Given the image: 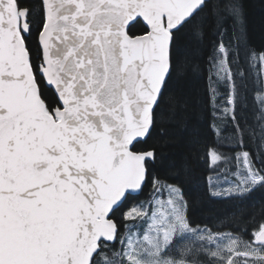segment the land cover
<instances>
[{"label": "snow or ice", "instance_id": "6c2138e0", "mask_svg": "<svg viewBox=\"0 0 264 264\" xmlns=\"http://www.w3.org/2000/svg\"><path fill=\"white\" fill-rule=\"evenodd\" d=\"M206 48L205 95L225 124L203 159L233 176L210 177L209 193L243 203L264 191V52L242 0H0V264H264V209L250 235L193 227L183 186L159 176L193 178L163 149L203 103L185 84Z\"/></svg>", "mask_w": 264, "mask_h": 264}, {"label": "trees", "instance_id": "16d2710c", "mask_svg": "<svg viewBox=\"0 0 264 264\" xmlns=\"http://www.w3.org/2000/svg\"><path fill=\"white\" fill-rule=\"evenodd\" d=\"M242 3L247 20V42L251 49L259 55V53L264 52V0H242ZM207 43L206 40L205 45ZM208 51H210L208 48L204 50L203 59L201 60V66L205 70L202 78L192 79L185 84V87L194 96L202 98L203 103L195 109L188 135L182 141L172 143L163 149L164 155L169 158V162L187 158L193 169V178L181 176L179 181L174 180L172 179L174 172L169 170L168 167L161 168L159 176L162 181L167 177L166 183H177L183 186L185 198L188 202L187 216L193 227H208L213 231L220 232L236 230L243 232L246 229L248 235H250L253 223L261 219V211L264 209V191H257L243 203L214 199L209 193V178L211 177V182H213L217 172L212 171L203 159L205 147L217 142L213 124L215 123L217 127L223 128L225 122L220 119L214 121L211 107L205 95L208 75ZM257 88V80L250 74L246 111L243 113L244 119L241 120V123H246L249 129L255 128L257 123V121H253L254 114L258 113V104L255 102ZM193 132L196 133V139L198 140L196 151L192 150L189 143ZM223 135H231L230 124L228 125V131H225ZM244 144L245 148L243 150H248L253 155L258 154L257 142L253 140L250 131L245 135ZM238 151H241V149L236 148L235 151L227 154L234 157ZM234 164L233 161V166ZM229 174L221 175L215 183L222 182V179L225 178L232 180L233 176L228 177ZM163 191L155 195L159 196ZM153 195L152 186L149 184L143 193L137 197V201H148ZM137 201H133V203ZM244 238L247 239V236Z\"/></svg>", "mask_w": 264, "mask_h": 264}, {"label": "rangeland", "instance_id": "374dc122", "mask_svg": "<svg viewBox=\"0 0 264 264\" xmlns=\"http://www.w3.org/2000/svg\"><path fill=\"white\" fill-rule=\"evenodd\" d=\"M257 114L258 113H255L254 114V122H256V116H257ZM234 161V160H233ZM235 162V161H234ZM228 177H232V174L230 173L229 175H228ZM222 180H224V179H222ZM228 180H230V179H228ZM216 181H218L216 178L215 179H213V182L215 183ZM212 182V183H213ZM218 183H221V182H218ZM156 198L157 199H159V200H163V201H166L167 199H168V193H167V191L166 190H164L159 196H156Z\"/></svg>", "mask_w": 264, "mask_h": 264}]
</instances>
